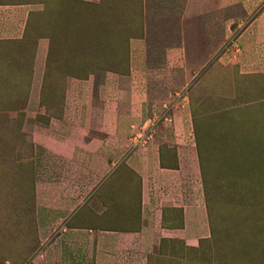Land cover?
I'll return each mask as SVG.
<instances>
[{
    "label": "rangeland",
    "instance_id": "obj_1",
    "mask_svg": "<svg viewBox=\"0 0 264 264\" xmlns=\"http://www.w3.org/2000/svg\"><path fill=\"white\" fill-rule=\"evenodd\" d=\"M0 5L32 9L22 39L0 40V264H29L39 251L35 140L64 113L77 116L85 138L106 114L113 131L124 115L117 147L157 149L163 166L182 170L160 185L168 200L150 211L159 209L161 231L145 264H264V42L256 33L238 40L253 19L241 4ZM190 194L203 199L210 227L193 246L162 231L182 228L170 199Z\"/></svg>",
    "mask_w": 264,
    "mask_h": 264
},
{
    "label": "crops",
    "instance_id": "obj_2",
    "mask_svg": "<svg viewBox=\"0 0 264 264\" xmlns=\"http://www.w3.org/2000/svg\"><path fill=\"white\" fill-rule=\"evenodd\" d=\"M261 1L220 0L223 5L241 4L253 18L242 24L238 40L252 39L256 33L264 42ZM31 12L28 5H0V40L22 39ZM108 116L96 128L97 134L85 138L74 120L77 116L70 120L64 113L46 124L40 140H35V219L40 248L29 264H139V258L145 264L144 251L156 246L159 233L154 230L158 226L161 231L162 216L159 209L155 217L150 211L168 200L160 185L166 186L182 170L163 166L157 149L117 147L113 138L127 120L119 115L113 131L106 124L110 125ZM127 172L133 181H124ZM190 197L189 202L181 195L170 199V207L182 209L183 225L162 231L193 246L209 236L210 227L203 199L199 196L192 201ZM81 211L94 215L86 217Z\"/></svg>",
    "mask_w": 264,
    "mask_h": 264
}]
</instances>
